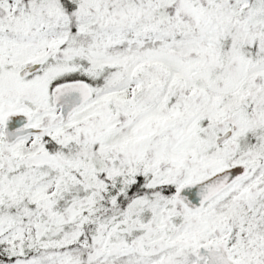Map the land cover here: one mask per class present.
<instances>
[{
  "label": "snow or ice",
  "instance_id": "6c2138e0",
  "mask_svg": "<svg viewBox=\"0 0 264 264\" xmlns=\"http://www.w3.org/2000/svg\"><path fill=\"white\" fill-rule=\"evenodd\" d=\"M0 264H264V0H0Z\"/></svg>",
  "mask_w": 264,
  "mask_h": 264
}]
</instances>
